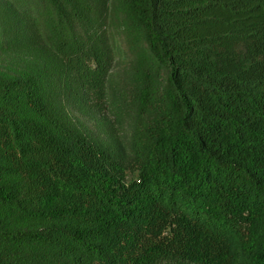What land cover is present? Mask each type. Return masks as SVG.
Masks as SVG:
<instances>
[{
    "label": "trees",
    "instance_id": "1",
    "mask_svg": "<svg viewBox=\"0 0 264 264\" xmlns=\"http://www.w3.org/2000/svg\"><path fill=\"white\" fill-rule=\"evenodd\" d=\"M0 264H264V0H0Z\"/></svg>",
    "mask_w": 264,
    "mask_h": 264
},
{
    "label": "rangeland",
    "instance_id": "2",
    "mask_svg": "<svg viewBox=\"0 0 264 264\" xmlns=\"http://www.w3.org/2000/svg\"><path fill=\"white\" fill-rule=\"evenodd\" d=\"M116 38V37H115ZM117 41L115 45L118 46L120 53L116 52L113 59V66L109 75V80L106 89V102L101 105V110L96 111L95 108H90L94 102H89L85 108H80L79 111L75 106L67 108L70 116L74 120L75 124L82 130L87 131L90 135L95 138L102 140L107 139L109 127H114L118 134L123 135L127 132V122L122 121L121 125L118 124L116 117L117 109L112 106L115 101L113 98V90L116 94L119 92H126L128 90V83H126L125 70L131 64V60L134 59L131 53L123 54L122 51H126L125 43ZM128 51V50H127ZM122 111L125 110L123 104L120 105ZM127 136V134H126Z\"/></svg>",
    "mask_w": 264,
    "mask_h": 264
}]
</instances>
